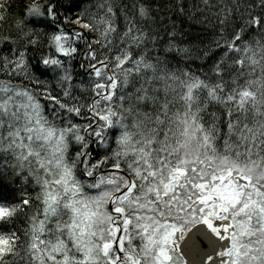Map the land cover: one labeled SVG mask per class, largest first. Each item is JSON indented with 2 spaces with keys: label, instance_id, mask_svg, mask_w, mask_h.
Segmentation results:
<instances>
[{
  "label": "snow or ice",
  "instance_id": "1",
  "mask_svg": "<svg viewBox=\"0 0 264 264\" xmlns=\"http://www.w3.org/2000/svg\"><path fill=\"white\" fill-rule=\"evenodd\" d=\"M0 264H264V0H0Z\"/></svg>",
  "mask_w": 264,
  "mask_h": 264
}]
</instances>
